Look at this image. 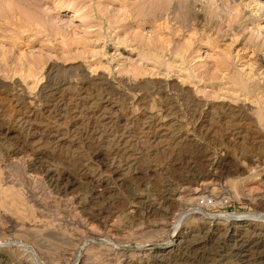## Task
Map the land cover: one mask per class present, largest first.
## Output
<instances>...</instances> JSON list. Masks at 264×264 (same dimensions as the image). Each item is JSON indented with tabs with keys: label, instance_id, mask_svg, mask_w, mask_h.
Wrapping results in <instances>:
<instances>
[{
	"label": "rangeland",
	"instance_id": "rangeland-1",
	"mask_svg": "<svg viewBox=\"0 0 264 264\" xmlns=\"http://www.w3.org/2000/svg\"><path fill=\"white\" fill-rule=\"evenodd\" d=\"M25 4L0 0V264H264V0ZM237 213L256 233L209 218Z\"/></svg>",
	"mask_w": 264,
	"mask_h": 264
},
{
	"label": "bare ground",
	"instance_id": "bare-ground-1",
	"mask_svg": "<svg viewBox=\"0 0 264 264\" xmlns=\"http://www.w3.org/2000/svg\"><path fill=\"white\" fill-rule=\"evenodd\" d=\"M23 1H25V3H27V4H25V6H28L29 8H31V9H34V10H36L37 12L40 10V6H41V3H42V0H23ZM18 2H19V0H18ZM22 3H24V2H21V4ZM4 6V5H3ZM6 10V9H5ZM7 12V11H6ZM5 14V13H4ZM41 16V15H40ZM45 16V15H44ZM37 21V20H36ZM4 25H6V24H4ZM14 25H12V27H13ZM7 27V26H6ZM15 30V29H14ZM23 37V36H22ZM24 38V37H23ZM17 39H19V38H17ZM16 39V40H17ZM21 39V38H20ZM20 41H22V40H20ZM1 42V41H0ZM31 42V41H30ZM16 43L17 44H20V43H22V42H19V41H16ZM4 44V43H3ZM23 46V45H22ZM120 49V48H119ZM121 55V54H120ZM50 70H51V68H49ZM86 70V69H85ZM52 71V70H51ZM51 73V72H50ZM50 73H47L46 74V79H47V81H45L44 80V82L41 84V85H39L40 86V93H41V95L42 96H45V94H47V92H46V88L48 87H46V84H48V83H46V82H48L49 81V79H50V77L52 76V74L54 75V73H52L51 74V76H50ZM82 73V72H81ZM83 76L84 77H86V78H88V80H90V81H102V83H104L105 85H107V86H111L112 85V82H111V80L109 79V78H107V77H105L103 74H100V73H91V72H89V71H83ZM82 76V77H83ZM55 77V76H54ZM80 78H81V76H80ZM234 79V78H233ZM54 80V79H53ZM88 80H86V82L88 81ZM142 80H145V79H142ZM146 80H147V78H146ZM51 81V80H50ZM235 81V80H234ZM52 82V81H51ZM68 82V81H67ZM74 82V81H73ZM85 82V81H84ZM143 82V81H142ZM146 82V81H145ZM52 83H55V82H52ZM79 83V82H78ZM93 83V82H92ZM92 83H90V84H92ZM101 83V84H102ZM147 83V82H146ZM56 84V83H55ZM65 84H66V82H65ZM99 84V83H98ZM144 84V83H143ZM49 85V84H48ZM58 85V84H57ZM67 85V84H66ZM103 85V84H102ZM65 86V85H64ZM84 86V85H83ZM99 86V85H98ZM132 86V85H131ZM138 86H140V85H138ZM137 86V87H138ZM142 86V85H141ZM156 86H157V84H156ZM50 87H51V85H50ZM55 87H56V85H55ZM59 87V86H58ZM57 87V88H58ZM91 87V86H90ZM97 87V86H96ZM99 87H101L102 88V86H99ZM54 88V87H53ZM60 88H61V86H60ZM77 88V87H76ZM94 88H95V86H94ZM110 88H112V87H110ZM134 88H135V86H134ZM48 89V88H47ZM55 89V88H54ZM67 89V88H66ZM85 89V88H84ZM93 89V88H92ZM96 89H98V88H96ZM95 89V90H96ZM160 89V88H159ZM51 90H52V87H51ZM57 90V89H56ZM75 90V89H74ZM86 90H87V88H86ZM105 90V89H104ZM58 91H59V89H58ZM61 92H62V90H60ZM64 91V90H63ZM25 92V91H24ZM27 92V91H26ZM52 92V91H51ZM57 92V91H56ZM60 92V93H61ZM69 92V91H68ZM71 92V91H70ZM81 92H82V90H81ZM116 92V91H115ZM114 92V93H115ZM168 92V91H167ZM55 93V92H54ZM62 93H64V92H62ZM66 93V92H65ZM65 93H64V95L63 96H65ZM73 93V92H72ZM71 93V94H72ZM95 93H96V91H95ZM116 94V93H115ZM167 94V93H166ZM48 95V94H47ZM75 94H73V96H74ZM112 95V94H111ZM61 96V95H60ZM67 96V95H66ZM72 96V95H71ZM76 96H79V94L78 95H76ZM97 96V95H96ZM108 96V95H107ZM124 96H127V95H124ZM168 96V95H167ZM30 97V96H29ZM82 97V96H81ZM44 98V97H43ZM46 98V97H45ZM50 98H52V97H50ZM62 98V97H61ZM64 98V97H63ZM96 98V97H95ZM102 98V97H101ZM125 98V97H124ZM126 98H128V97H126ZM28 99V98H27ZM66 99V98H65ZM64 99V100H65ZM78 99V98H77ZM82 99V98H81ZM91 99V98H90ZM43 100V99H42ZM63 100V99H62ZM126 100V99H125ZM37 101V100H36ZM50 101H51V99H50ZM61 101V100H60ZM59 101V102H60ZM101 101V100H100ZM135 101V100H134ZM42 102V101H41ZM40 102V103H41ZM54 102V101H53ZM67 103H68V101H66ZM75 102V101H74ZM98 102V101H97ZM24 103V102H23ZM43 103H44V101H43ZM42 103V104H43ZM85 103V102H84ZM95 103V102H94ZM93 103V104H94ZM99 103V102H98ZM97 103V104H98ZM110 103H112V101L110 102ZM74 104V103H73ZM87 104V103H86ZM96 104V103H95ZM108 104H109V102H108ZM140 104V103H139ZM196 104V103H195ZM227 104H229V103H227ZM29 105V104H28ZM48 105V104H47ZM50 105V104H49ZM56 105V104H55ZM92 105V104H91ZM104 105V104H103ZM102 105V106H103ZM116 105H117V103H116ZM43 106H44V104H43ZM78 106H80V105H78ZM98 106H100V105H98ZM128 106V105H127ZM144 106V105H143ZM197 106V105H196ZM235 106V105H234ZM239 106V105H238ZM48 107V106H47ZM51 107V106H50ZM49 107V108H50ZM59 107V106H58ZM64 107H65V105H64ZM71 107V106H70ZM76 107V106H75ZM96 107V106H95ZM106 107V106H105ZM110 107H111V105H110ZM110 107H109V109H110ZM232 107V106H231ZM250 107V106H249ZM28 108V107H27ZM32 108V107H31ZM41 108H42V106H41ZM67 108V107H66ZM92 108V107H91ZM99 108V107H98ZM238 108H240V107H238ZM248 108V107H247ZM55 109V108H54ZM94 109V108H93ZM108 109V110H109ZM129 109V108H128ZM145 109V108H144ZM243 109V108H242ZM32 110V109H31ZM95 110V109H94ZM116 110V109H115ZM132 110V109H131ZM55 111V110H54ZM58 111H59V108H58ZM66 111V110H65ZM100 111V110H99ZM117 111V110H116ZM93 112V111H92ZM114 112V111H113ZM96 113H97V109H96ZM99 113V112H98ZM70 114V113H69ZM105 114V113H104ZM118 117V116H117ZM156 117V116H155ZM250 117V116H249ZM96 118V117H95ZM106 119V118H105ZM114 119H115V117H114ZM72 120V119H71ZM98 120V119H97ZM101 120V119H100ZM113 120V119H112ZM72 121H74V120H72ZM123 121H124V119H123ZM112 122V121H111ZM121 122V121H120ZM76 123H78V121L76 122ZM250 160H251V158H250ZM251 162V161H250ZM240 166V165H239ZM238 168V167H237ZM234 169V168H233ZM238 170V169H237ZM245 171V170H244ZM210 176V175H209ZM207 186V185H206ZM200 187V186H199ZM30 191V190H29ZM32 192V191H31ZM35 193V192H34ZM33 193V194H34ZM204 193H205V191H204V189H199V188H196L195 190H194V193H192V194H194L195 196H197V198H199V197H203L204 196ZM31 194V193H30ZM179 195V194H178ZM35 196H36V194H35ZM34 196V197H35ZM33 197V196H32ZM33 197V198H34ZM32 198V199H33ZM36 198V197H35ZM35 198L33 199V200H35ZM38 199V198H37ZM207 199V198H206ZM205 199V200H206ZM199 200V199H198ZM37 201V200H36ZM39 202V201H38ZM40 203V202H39ZM36 204V203H35ZM262 204H264V203H262ZM38 206V205H37ZM200 206V205H199ZM201 211H204V209H200ZM197 212V211H196ZM199 213V212H198ZM202 213H204V212H202ZM201 214V213H200ZM211 220H212V222H214V221H217V220H219V219H222V218H226V219H229V220H233V221H235V223L233 224V225H231L232 227V230H233V232L234 233H241L242 235H243V233H245V232H254V233H256V229H254V228H252L251 226V224H249V223H247V222H253V221H257V219H259L260 217H256V216H254L253 214H233V215H227V214H225V215H210V217H209ZM263 218V217H262ZM251 222V223H252ZM228 223V222H227ZM178 227L179 226H177L176 228H174V230H173V233H172V239H171V241H170V243L172 244V243H177V246L178 245H180L182 242H183V238H184V234L181 232V231H179V229H178ZM258 227V226H257ZM256 227V228H257ZM260 229V228H259ZM262 229V228H261ZM231 230V231H232ZM261 231V230H260ZM257 233H258V231H257ZM261 233V232H260ZM263 233V232H262ZM251 234V233H250ZM242 235H240L239 234V236H241L242 237ZM258 235V234H257ZM262 235V234H261ZM250 236H252V235H250ZM255 236V235H254ZM258 236H260V235H258ZM252 238H254V237H252ZM261 238V237H260ZM257 239V238H256ZM244 241V240H243ZM167 243V242H166ZM169 243V244H170ZM168 244V243H167ZM175 245V244H174ZM171 246H173V245H171ZM170 246V247H171ZM182 247V246H181ZM245 247V246H244ZM167 248H169V247H167ZM172 248V247H171ZM247 249V248H246ZM248 260V259H247ZM248 262V261H247Z\"/></svg>",
	"mask_w": 264,
	"mask_h": 264
}]
</instances>
